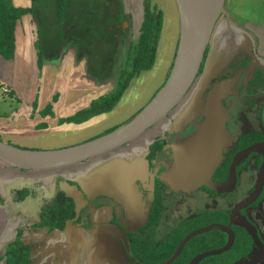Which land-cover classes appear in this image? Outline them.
<instances>
[{
    "label": "flooded vegetation",
    "instance_id": "1",
    "mask_svg": "<svg viewBox=\"0 0 264 264\" xmlns=\"http://www.w3.org/2000/svg\"><path fill=\"white\" fill-rule=\"evenodd\" d=\"M107 2L109 5L105 6V10H101V14L104 15L99 18L104 22L94 29L95 36L101 38L98 61L95 65L98 66L99 71L104 72H107V68L111 64H109L110 56L113 57L114 55V49L111 47V41L115 36L113 32L115 28L119 32L123 31L122 28H119L122 27L123 23L119 24L121 20L118 17L119 15H122L123 18L126 16L123 9L119 12V5L117 4L119 0H107ZM33 4L34 1L31 2L30 0L29 8H33ZM29 15L27 16L29 17ZM225 16L227 17V15ZM75 18L73 17V19ZM224 19L222 14L219 15L215 27H217L218 20ZM55 25L56 28H59L58 31H54V37L57 40L52 43L55 46L50 45L53 49L42 54L44 56L60 54L66 50V48L61 50L63 44L71 39L75 43L76 51L79 49L77 55L79 53V55L84 56L86 73L92 78H96L90 74L91 58L94 51L83 47L81 45L83 41L79 38L81 35L84 37V42L89 44L86 40L91 39L88 36L92 35L89 29V26L92 25L91 22L80 27L79 24L77 26V24L69 21L66 14H63V18L56 20ZM236 26L242 33L248 35L249 42L246 41L247 39L243 41L244 37L241 39L238 33H228L225 42L230 43L233 54L230 60L225 62L226 64L217 73V76L211 80L210 87L203 95L204 97L215 83L234 79L233 93L221 101L228 113L225 127L232 138V145L223 149V158L211 176L215 185L227 184L234 157L243 153L244 155L232 168L234 175L232 186L222 193L210 189L205 184L184 191L173 190L162 181V175L167 172V168L172 162L170 143L176 136H183L192 132L193 126L202 119L197 116L184 123L181 129L177 131L178 124L174 123L175 115H173L177 105L167 116L148 129L149 131L153 128L146 136L145 131L134 140L114 149L121 150L122 148V151L131 152L138 146L144 152L148 171H145L143 175L134 177V183L132 182L143 201L140 211L139 202L133 208L132 213L139 211L137 215L130 217L128 215L130 213L129 207L128 209L124 208L113 197L98 194L95 189L89 195L83 193L77 175H68V177H72V180L63 177L55 179L56 186L50 196L44 197L42 201H37L33 197L35 206L33 202V205L28 204L27 198L32 197V194L37 196L39 192L42 193L40 182L22 185V188H26L29 192V196L25 200L19 201L14 196L15 202L28 204L29 207L36 209L37 219L30 228L34 231L45 230L48 234H55L58 237L66 235L68 242L60 241L59 245L64 246L63 248L69 253L70 247H73V244L78 245L79 240L86 245L85 248H83L84 246L81 248L83 254H85V250L95 251L99 249L102 255H98L99 251L95 252L93 261L90 260L91 264L102 262L104 257H106V264H264V63L261 65V61L258 60V63L256 60L260 57L257 55L260 44L257 32L264 33V24L260 27H248L246 25V28H243L241 24L237 23ZM66 27L68 29L64 30ZM62 34L69 36H62ZM162 34L163 26L156 51L159 50ZM252 40L254 41L253 45L250 44ZM71 46L70 44L69 47ZM112 46L114 47V41ZM207 47L209 52L211 46ZM1 139L5 141L0 137ZM98 157L79 164L93 161ZM64 168L57 169L73 171L72 168ZM14 170L26 171L15 168ZM54 170L49 169L48 171ZM81 172L79 171V174ZM119 173L122 176L124 174L123 171H119ZM36 176H39L40 180L52 177L51 174L41 175V172ZM121 179L124 180L123 177ZM60 182L68 184L78 194H81L80 199L75 200L69 196L61 188ZM17 188H21V186L19 185ZM150 194H152L153 199L149 207L148 219L143 222L144 214L150 203ZM58 195L69 200L68 205L72 206L71 217L64 220L63 226L59 227L60 224L58 223L52 230L44 227L32 228L33 225L40 222L41 214L53 207ZM108 211H110V215L106 220ZM50 227L52 228V226ZM19 230L21 231L19 239L29 249L31 258L33 247L23 243L22 225L18 226L16 237L11 242L17 239ZM107 235L109 238L106 237ZM88 237L91 239L85 241ZM66 245L68 247H65ZM3 254L4 251L0 257ZM53 256L55 257L52 259L54 262L60 261V255Z\"/></svg>",
    "mask_w": 264,
    "mask_h": 264
},
{
    "label": "crops",
    "instance_id": "2",
    "mask_svg": "<svg viewBox=\"0 0 264 264\" xmlns=\"http://www.w3.org/2000/svg\"><path fill=\"white\" fill-rule=\"evenodd\" d=\"M248 1L254 0H240L239 3L234 2L235 4H231V10L239 12L238 8L242 6L238 4H243L244 6ZM259 2H261V0H257L255 3L258 4ZM261 4L264 3L261 2ZM138 10L140 11V9ZM247 10L249 9L247 8ZM255 13L256 14H251V16L260 15V17H262H258L261 20H253V25L260 27L264 24V5L261 8L258 7ZM142 15V13L137 14L139 22L142 20ZM250 18L251 17L247 16V18H245L246 21L242 22H237L233 18L231 19L241 24L243 28H246V25L250 22ZM132 20L133 23H135L134 14ZM31 22L28 16L22 19L21 25L15 32L16 40L13 59L4 60L0 58V76L2 78L1 85L7 86L10 89V94L11 92L13 94L16 93V95L22 99L19 104L16 103L15 106L17 107L14 106L16 109L11 111L12 116L9 119L11 125L13 126L15 122L22 120L28 122L32 120L34 123L29 124L31 126L27 124V131L30 133L34 130L37 131L34 135H19L17 136L18 139L16 142L8 141L9 143L27 149H57L69 147L85 142L89 137L98 134L107 127H112L113 124L117 125L121 121H125L129 116L136 114L139 109H141L139 108L135 110V112H127L120 120L114 118L111 121L107 117L110 112L116 110L114 107L110 112L94 116L82 123L66 121L67 119L73 118L77 112L88 108L94 100L108 94L112 87H114V83H102L105 78L101 81H97L96 78L89 76L85 71L87 69L86 65L84 66L83 59L77 55L74 46L69 48L65 47L66 50H64L65 48L61 49L64 51L56 56L42 55L40 57L39 52L35 49V42L37 39L32 40L30 36L32 32ZM138 23L135 24V27H140L141 22L140 24ZM236 25L231 22L228 24L226 18L224 20H218L215 29H218L219 33L216 37H214L215 30L212 33L213 45H211L209 50L210 60L216 61L220 58L219 56L221 53L218 52L217 56H215V53L219 51V47L225 43L228 33H238L241 39L244 37L243 41L247 39L246 41L249 42L248 35L242 33ZM257 35L260 38L257 55L260 57L259 59L256 58V60L258 63V60H260V64L263 65L264 33L257 32ZM171 37L172 32L170 33V38L168 36L169 39L167 38L165 41H161L160 50L165 52V49L169 47ZM250 44L253 45L254 41L252 40ZM157 52L159 55V50ZM172 56L165 61L166 69L163 78L160 80V84L155 88V92L152 96L163 85L172 63ZM145 72L150 71L148 70L142 73ZM142 73H140V76H142ZM147 80H149L148 77ZM18 81L24 84H18ZM150 83H152V81ZM130 86L131 85L127 88H130ZM127 90L128 89H126V91ZM126 91L122 96V102L125 98ZM10 94L8 96H10ZM37 97L38 100H36ZM12 99L13 96L4 99L5 103H3V105L9 106L8 108L10 109L11 103L14 101V99ZM34 99L37 104L35 109L32 110L30 103L32 102L33 105ZM118 103L116 105H118ZM48 106H50L49 112H47ZM17 125L19 126L20 123H17ZM20 126H22V123ZM152 130L153 128L149 131L147 130L148 132L146 131L145 136ZM30 142L33 143L31 147L28 146ZM68 168H72L73 171H61L63 169H55L54 171H18L0 161V255L3 253L5 246L15 239L16 230L18 226L22 225V241L25 245L33 247L31 264H91L90 260L92 259L91 261H93L94 253L99 251V249L95 251H91L90 249L85 250V254H83L81 248L83 246V248H85L86 245L79 240L78 245L73 244V247H70L69 253L68 250L63 248L64 246L59 245L60 241L68 242V237L66 235L58 237V235L55 236V234H48L45 230L34 231L30 228L32 223L37 219V212L34 207L31 208L28 204H32L34 201L33 197H35L37 201H42L44 197L50 196L54 192L56 186L55 179L58 177L70 178L72 180V177H68V175H77L78 182L82 185L83 193L89 195V193L95 189L98 194L113 197L123 205L124 208L128 209L129 207L130 213H128V215L130 217H134L142 209L141 206L143 201L141 195L138 193L133 183L134 177L143 175L145 171H148V164L144 160V152H142V149L138 148V146L135 150H131V152L122 151V148L121 150H113L99 156L93 161L76 164ZM79 171L82 172L79 174ZM119 171L124 172L123 176ZM39 172H41V175L51 174L52 177L40 180L39 176H36ZM122 177L124 180L121 179ZM48 179L51 180L48 181ZM36 182L41 183L40 190L42 193L39 192L37 196H33L32 194V197L27 198L28 204L14 201V188H17L19 185L22 188L23 184L32 185ZM60 186L75 200L80 199L81 194H78L68 184L60 182ZM138 202L140 205L138 206V208L140 207L139 211L132 213L133 208L138 205ZM109 215L110 211H108L106 220ZM106 237L109 238V235ZM90 239L91 238L88 237L85 241H89ZM65 247L68 246L66 245ZM56 254L61 256L60 261L57 263L52 260L55 258L53 255ZM100 254L101 252L99 251L98 255ZM105 258L106 257L103 258L104 260L102 262H98V264H106L107 261ZM0 264H3V262L0 261Z\"/></svg>",
    "mask_w": 264,
    "mask_h": 264
},
{
    "label": "water",
    "instance_id": "3",
    "mask_svg": "<svg viewBox=\"0 0 264 264\" xmlns=\"http://www.w3.org/2000/svg\"><path fill=\"white\" fill-rule=\"evenodd\" d=\"M173 1L178 15V41L171 68L163 85L136 115L103 136L64 148L33 150L0 140V161L26 171L70 167L125 145L167 116L187 95L200 75L199 70L216 20L220 13L225 12V0H218V7L203 31L193 20L191 0ZM21 21L16 22V28L21 25ZM233 83L234 79L224 80L215 83L204 97L200 93L187 116L177 123L183 125L197 116L202 118L193 126L192 132L178 135L170 143L172 162L162 175V181L173 190L189 191L205 184L222 193L232 186V168L243 153L234 157L227 184L215 185L211 176L223 158V149L232 145V138L225 127L228 113L221 101L233 93ZM152 199L150 194L143 222L148 219Z\"/></svg>",
    "mask_w": 264,
    "mask_h": 264
},
{
    "label": "rangeland",
    "instance_id": "4",
    "mask_svg": "<svg viewBox=\"0 0 264 264\" xmlns=\"http://www.w3.org/2000/svg\"><path fill=\"white\" fill-rule=\"evenodd\" d=\"M256 1L257 0L248 1L249 4L246 3L244 4V6L243 4H238L239 6H242V7L238 8L239 12H235L231 10V4L234 2L239 3L240 0H225L224 1L225 12L220 13V15L222 14V17L227 19L228 24H230L231 22L235 25L237 23L231 18L235 19L237 22H240V21L242 22V21H246L245 18H247L248 16L251 18L247 26L248 27L254 26L253 20H261L259 18H261L262 16L261 17L260 15L251 16V14H256L255 10L258 9V7L260 8L263 7L264 5V4H261V2L264 3V0H261V2H259L258 4L255 3ZM31 2L33 1L31 0ZM11 4L15 7H30V0H11ZM117 4L119 5V12H121L123 9L124 13L126 14L124 18L122 15H119L118 17V19L121 20L119 24L123 23L122 27H119V28L120 29L122 28L121 30L123 31L119 32L117 28H115V31L113 32L115 36H114V39H112L111 41V47L112 49H114V55L113 57L112 56L110 57L111 60L109 61V64L110 63L111 64L107 68V72L101 71L103 75H105L104 76L105 80L102 81V83L110 84L112 82V84L114 83V86L117 80L119 79L121 70L127 67L128 59H129L130 43L133 42L132 39H134L135 35L137 34V30L139 28V27H135V24L139 22L138 21L139 17H137V14L138 13L143 14L144 0H119V3ZM150 4L151 6H156L158 10L163 12V22H162L163 34L161 35V38H160V44H161V41L162 42L165 41L168 38V36L170 38V33L172 32V37L169 41V47L165 49V52L160 50V47H159V55L157 57V60L156 59L154 60V64L152 68L149 70L150 72L142 73L141 74L142 76H140L139 74V76H136L131 80V82L129 83V85H131L130 88H127L128 89L127 91L125 90L126 95H125L123 102H122V96L124 93L122 94L120 98L121 100H119L118 105L115 106L116 110H113L107 116L108 119L111 121L114 118H116V120H120L122 116L125 115L127 112H135V110H138L139 108L142 109V107L152 98L151 96L155 92L154 91L155 88L160 84V80H162L163 78V74L166 69L165 61L167 60V58L170 59L173 53L175 52L177 41H178V15H177L176 5L174 1L173 0H150ZM108 5L109 4L107 0H67L63 8V11H64L63 14L64 15L66 14V17L69 18V21H71L73 24H77V26L79 24L80 27H83L91 22L93 26L90 25L89 29H91L90 31L92 34V32L94 33V29H96V27H99V24H102L104 22L103 20H100L99 18L102 17L101 15H104V14H101V10H105ZM247 8L249 10H247ZM138 9H140V11ZM67 12H69L70 14H68ZM47 14L48 16H46ZM133 14L135 16V23H133V20H132ZM225 15H227V17ZM52 16H54L55 18H53ZM29 17L32 21L30 24L32 26V32L30 36L32 40L37 39L35 42V49L39 52V56L41 57L43 55L42 53L45 54L47 52H50L53 49V47H50V45L52 46L53 44L52 42L57 40L56 37H54L55 36L54 26L56 27V25L51 19V18L56 19V10H55V7H53L52 1L51 0L34 1L32 14H30ZM73 17L74 18L76 17V18L73 19ZM23 18H25V16L22 17L21 20ZM62 18H63V15H62ZM140 22L138 24H140ZM60 29L62 30V27ZM67 29L68 27H66L64 30H67ZM214 29H215V26L213 28V31ZM56 30L58 31L59 28H56ZM82 30L84 29L82 28ZM95 33L94 35H88L91 39L86 40V42L90 43V46H89L90 49L94 51V54L91 58L92 68L96 66L95 63L98 61V49L100 47L99 44H100V39H101L99 38L100 36L97 38L95 36ZM218 33H219L218 29L217 30L215 29L214 37H216ZM64 35L67 37L69 36L68 34H64ZM64 35L62 34V36ZM70 36H72L71 33H70ZM121 36H122V39H121ZM79 38L84 42V37L79 35ZM211 38H212V34H211V37L208 43L209 47L213 45V40ZM113 41H114V47L112 46ZM66 42L67 43L63 44V49L65 47L66 48L69 47L70 44L72 46L75 45V43H73L71 39ZM53 46H55V44H53ZM77 51H79V49ZM218 52H220L221 55L219 56L220 58H218L216 61L210 60V53L208 52V56L206 58V61H205L206 63L204 65L202 73L198 75L194 84L192 85V88L189 90L187 95L178 104L175 111L173 112V115H175L174 116L175 124L179 123V121H182L187 116L189 111L193 108L195 104V100L198 98L199 94L201 93L202 96L204 95L206 90L211 85V80L215 78V76H217V73L226 64L225 62L230 60L231 55L233 54V48H231L230 43L227 44L225 42L223 45L219 47V51H216L215 56L218 55ZM78 56L81 59L84 58L82 54L79 55L78 53ZM158 58H159V62H158ZM147 77L149 78V80H147ZM151 81L152 83H150ZM1 82H2V78L0 76V119H3V120H0V137L3 138L7 142L8 141L16 142L18 139L17 136L19 135L36 134L37 130H34L31 133L27 131L28 129L27 126L29 124L34 123L32 122V120L30 122L26 120L25 121L22 120V121L15 122L13 126L11 125V122L9 120L12 116L11 111L16 109L15 108L17 107L15 106L16 103L19 104L22 101V99L18 97L16 93L13 94L12 92H11V95L8 96L10 89L5 85H1L2 84ZM18 84L23 85L24 83L18 81ZM113 88L114 87H112L111 91L113 90ZM12 96H13L14 101L11 103V108L9 109L8 108L9 106H6V105L4 106L3 103H5L4 99H7ZM36 100H38V97ZM33 101H34L33 105H32V102L30 103L32 110L35 109V103L37 104L35 99ZM49 111H50V106H48L47 112ZM133 116L134 115L129 116L130 117L129 119L127 120L125 119L126 121H121L117 125L113 124L112 127L105 128L103 131H100L98 134L86 139L85 142L93 140L97 137L103 136L109 133L110 131L115 130L116 128L125 124ZM17 123L18 124L20 123V125L22 123V126L20 125L18 126ZM181 127L182 125L179 124L176 130L179 131ZM28 146L29 147L33 146V143L30 142ZM35 150H39V149H35ZM17 190H20V189L14 188L13 192L16 193Z\"/></svg>",
    "mask_w": 264,
    "mask_h": 264
},
{
    "label": "trees",
    "instance_id": "5",
    "mask_svg": "<svg viewBox=\"0 0 264 264\" xmlns=\"http://www.w3.org/2000/svg\"><path fill=\"white\" fill-rule=\"evenodd\" d=\"M51 1L56 10V20H60L67 0ZM32 10L33 8L29 7H15L11 4V0H0V58L4 60L13 59L15 52V32L18 28H16V22L22 17L32 14ZM56 20L52 19L54 23H56ZM162 22V11L158 10L156 6H151L150 0H144L142 21L137 34L132 39L133 42L130 43L127 67L121 70V74L113 90L94 100L88 108L77 112L73 118L67 119L66 121L82 123L94 116L110 112L116 106L131 80L139 76L140 73L152 68L156 57ZM55 31H57L56 27ZM92 35H94L93 32ZM81 45L90 49V43L87 45L81 42ZM207 54L208 47L205 50L199 74L202 73ZM90 74L95 76L97 81H101L104 77L103 73L98 70V66L91 68ZM19 189L15 193V196L19 201H23L29 196V192L26 188ZM68 201L64 196L58 195L55 198L53 207L49 211L43 212L40 222L33 225L32 228L44 227L52 230L58 223L60 224L59 227L63 226L64 220L72 215V206L68 205ZM20 234L21 231L19 230L17 232V239L6 245L4 254L0 257V260L4 264L31 263L29 249L20 241Z\"/></svg>",
    "mask_w": 264,
    "mask_h": 264
},
{
    "label": "bare ground",
    "instance_id": "6",
    "mask_svg": "<svg viewBox=\"0 0 264 264\" xmlns=\"http://www.w3.org/2000/svg\"><path fill=\"white\" fill-rule=\"evenodd\" d=\"M193 20L195 19L199 29L205 30L211 19L212 13L218 7V0H191ZM195 26V23L192 22Z\"/></svg>",
    "mask_w": 264,
    "mask_h": 264
}]
</instances>
